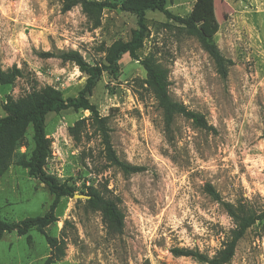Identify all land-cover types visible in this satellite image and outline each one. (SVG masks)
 Returning <instances> with one entry per match:
<instances>
[{
	"label": "rangeland",
	"instance_id": "374dc122",
	"mask_svg": "<svg viewBox=\"0 0 264 264\" xmlns=\"http://www.w3.org/2000/svg\"><path fill=\"white\" fill-rule=\"evenodd\" d=\"M96 1L119 5L106 8L94 29L79 6L64 13L59 0H0V66L22 70L13 85H0V118L7 115L8 96L19 99L51 86L66 99L85 87L88 76L75 64L41 53L77 51L90 66L104 68L111 49L132 39L137 20L123 9L125 0ZM166 10L192 17L213 39L232 62L227 78L198 41L161 11L147 12L148 31L137 56L153 54L168 70L171 98L202 115L212 129L183 116L167 128L144 85L146 71L128 54L116 73L102 74L89 102L108 118L117 156L143 172L126 176L109 165L88 111L50 113L45 132L51 156L44 169L74 190V197L59 200L55 221L44 229L65 244L56 264H198L176 256L178 248L213 257L234 222L205 191L207 185L225 202L264 211V0H167ZM81 120L75 139L70 129ZM32 137L29 127L20 153L30 155ZM17 160L0 179V219L8 222L43 217L55 200ZM90 186L118 203L121 234L109 233L101 214L88 207ZM50 252L37 230L6 233L0 264H43ZM229 264H264V222L246 232Z\"/></svg>",
	"mask_w": 264,
	"mask_h": 264
},
{
	"label": "trees",
	"instance_id": "16d2710c",
	"mask_svg": "<svg viewBox=\"0 0 264 264\" xmlns=\"http://www.w3.org/2000/svg\"><path fill=\"white\" fill-rule=\"evenodd\" d=\"M62 5V12L67 13L73 8L81 7L82 13L92 23L94 29L101 26V18L106 8H116L117 2L96 0H59ZM167 0H125L121 5L123 9L136 17L137 29L133 32L129 42L119 43L111 49L108 54V66H90L83 56L77 51H63L59 54L41 53L45 59L58 58L64 63L75 64L81 72L86 74L85 87L78 97L64 98L62 93L54 87L48 86L42 91L30 92L26 96L14 99L7 97L4 105L6 116L0 118V179L8 172L10 165L17 156V165L28 170L30 177L38 179L44 183L55 195L49 212L43 217L26 218L20 222H8L0 219V241L7 233L16 232L20 236L27 235L32 230H37L45 236L51 252L43 264H56L65 256V244L55 237L48 236L44 229L55 221L54 210L62 197H74V190L66 185H60L54 177L47 174L44 167L46 161L51 156L50 142L45 132L46 117L50 113H59L67 109L83 110L90 113L88 121L90 126L98 133L104 150V157L111 167L119 169L124 175L129 176L141 173L145 170L142 166L132 165L121 160L113 148L111 141V129L108 118L102 117L98 109L89 102L91 92L99 78L105 71L116 73L119 62L124 55L128 54L132 59L140 61L146 71L144 85L153 95L158 107L162 111L163 121L167 128H170L177 116H183L191 120L195 125L204 129H212L208 126L204 117L198 113L190 111L183 104L174 101L169 94V75L156 59L150 54L139 60L137 51L143 47V43L148 31L145 18L148 11H161L179 25L181 31L198 41L201 48L210 56L215 63L218 73L223 79L228 76L231 61H227L221 54L213 39L198 26L192 17H181L171 14L166 10ZM22 76V70L16 66L9 70H3L0 66V85H13L15 80ZM85 120L76 122L70 129V134L77 139V129ZM33 129V148L30 155L22 154L19 149L25 145L27 130ZM28 151H29V146ZM205 191L211 198L220 203L227 214L234 222V228L228 234L223 247L216 252L213 257L204 255L198 251L187 249H174L176 256L190 257L198 264H229L234 255L239 241L246 232L256 223L264 222V211L257 212L243 205L236 206L225 202L219 193L211 186L207 185ZM86 202L88 207L101 214L103 223L111 234H121L124 228V214L120 210L118 203L105 197L99 188L90 186L87 188ZM143 264H150L148 261Z\"/></svg>",
	"mask_w": 264,
	"mask_h": 264
},
{
	"label": "water",
	"instance_id": "95a60500",
	"mask_svg": "<svg viewBox=\"0 0 264 264\" xmlns=\"http://www.w3.org/2000/svg\"><path fill=\"white\" fill-rule=\"evenodd\" d=\"M75 197H79V198H81V197H85L86 198V196H83V195H75ZM88 198V197H87Z\"/></svg>",
	"mask_w": 264,
	"mask_h": 264
}]
</instances>
